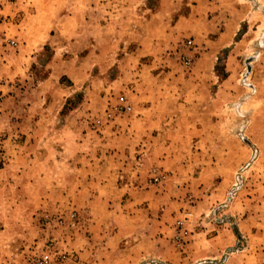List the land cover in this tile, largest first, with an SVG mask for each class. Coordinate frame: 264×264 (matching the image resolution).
<instances>
[{
	"label": "rangeland",
	"instance_id": "obj_1",
	"mask_svg": "<svg viewBox=\"0 0 264 264\" xmlns=\"http://www.w3.org/2000/svg\"><path fill=\"white\" fill-rule=\"evenodd\" d=\"M23 131L129 189L17 211L0 190V264H264V0H0V169Z\"/></svg>",
	"mask_w": 264,
	"mask_h": 264
},
{
	"label": "crops",
	"instance_id": "obj_2",
	"mask_svg": "<svg viewBox=\"0 0 264 264\" xmlns=\"http://www.w3.org/2000/svg\"><path fill=\"white\" fill-rule=\"evenodd\" d=\"M26 28L25 23L21 25L18 35L23 36ZM207 109L210 108H208V106L198 107L197 114L207 113L205 112ZM196 117L200 118V116ZM33 122H35V120H33ZM174 122L176 124L180 123L179 120ZM199 123L200 122H198L197 119V121L190 125L199 128ZM197 132L201 133L200 143L203 144L204 132L200 129L197 130ZM22 133H24L25 136H22L20 150L13 155L11 164L0 169V190L3 192L14 190V193L12 194L13 197L10 198L11 206L15 209H19L22 206L47 207L57 203L56 200H58V198L55 200V196L57 197L56 193L58 191L64 193L62 201L71 202L74 205L94 206L95 204H98L101 206H111L112 203L114 206L118 204L119 200L109 197L104 198L102 191H100V194L97 193L98 189H116L117 191H125L129 189V186L124 187L123 184H119L118 180L119 176L123 174L126 176V173L130 174V170H124L125 172L122 173V168H118L117 170L112 167L110 168L108 165L104 166L102 164L99 166L98 162L89 164L88 167L84 165L81 166L80 164H77L79 163L77 159L85 160V155L83 156L81 153L74 158L68 150L64 151L59 149V146L62 147V144L65 142L63 138V135L65 134L54 135L51 137V146L56 147V149L55 151H50V146H48V148L46 147V149H42V147L36 150L32 148L26 149L28 144L31 146L32 144H39L40 146V143L44 142L43 139L39 137L37 138L36 133L24 131ZM23 161H25L28 166L24 167V164L22 163ZM54 164H57L58 167H55ZM60 173L65 176L69 175V178L75 179L72 188L70 187L71 185L60 183L59 178L56 177L59 176ZM134 173H137V171L133 172L132 176L136 175ZM104 175H106V178H103ZM12 177H14V179H12ZM132 181L134 182V180ZM87 192L90 193V196H86ZM121 202H124L123 198L121 199ZM127 202H130V200ZM125 238L126 237L121 231H115L112 235H109L108 238H106V241L104 240L105 242L102 241L98 247L107 249L116 239L124 241ZM101 239L104 238L101 237Z\"/></svg>",
	"mask_w": 264,
	"mask_h": 264
},
{
	"label": "built area",
	"instance_id": "obj_3",
	"mask_svg": "<svg viewBox=\"0 0 264 264\" xmlns=\"http://www.w3.org/2000/svg\"><path fill=\"white\" fill-rule=\"evenodd\" d=\"M128 111H131V107L128 105L127 101L125 100V97L120 96L117 98L112 112L107 114V118H111L113 113L121 114V113H127ZM97 123H100V121H98ZM181 223L182 222H180L179 225H181Z\"/></svg>",
	"mask_w": 264,
	"mask_h": 264
}]
</instances>
